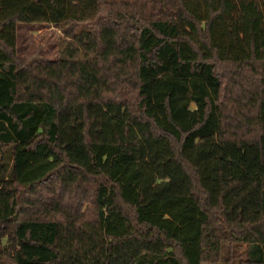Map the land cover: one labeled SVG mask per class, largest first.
<instances>
[{
  "label": "trees",
  "instance_id": "1",
  "mask_svg": "<svg viewBox=\"0 0 264 264\" xmlns=\"http://www.w3.org/2000/svg\"><path fill=\"white\" fill-rule=\"evenodd\" d=\"M0 264H264V0H0Z\"/></svg>",
  "mask_w": 264,
  "mask_h": 264
},
{
  "label": "rangeland",
  "instance_id": "2",
  "mask_svg": "<svg viewBox=\"0 0 264 264\" xmlns=\"http://www.w3.org/2000/svg\"><path fill=\"white\" fill-rule=\"evenodd\" d=\"M80 27H76L73 31L79 30ZM66 38L65 33L61 28L52 23L43 24H17V54L20 58L30 60L35 57H46L55 59L58 54V49ZM220 171L216 169H205L203 171L204 183L214 192V194L222 193L221 197L228 192L225 190L228 186H221L220 181L215 177H218ZM220 186H219V185ZM235 184V194L233 195V201L238 199L246 189L241 188V185ZM224 191V192H223ZM254 192V191H253ZM247 196L246 199H238L235 204V208L230 216L232 219H240L244 215L255 214L258 208V199L254 196V193ZM248 194V192L246 193ZM229 201V200H228Z\"/></svg>",
  "mask_w": 264,
  "mask_h": 264
}]
</instances>
